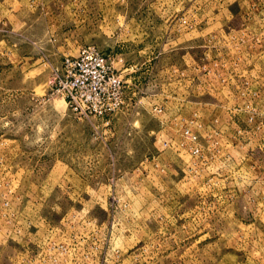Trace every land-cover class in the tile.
<instances>
[{
  "label": "rangeland",
  "instance_id": "rangeland-1",
  "mask_svg": "<svg viewBox=\"0 0 264 264\" xmlns=\"http://www.w3.org/2000/svg\"><path fill=\"white\" fill-rule=\"evenodd\" d=\"M88 44L122 102L84 119ZM0 264H264V0H0Z\"/></svg>",
  "mask_w": 264,
  "mask_h": 264
},
{
  "label": "built area",
  "instance_id": "built-area-1",
  "mask_svg": "<svg viewBox=\"0 0 264 264\" xmlns=\"http://www.w3.org/2000/svg\"><path fill=\"white\" fill-rule=\"evenodd\" d=\"M49 91L78 118L84 119L113 114L122 102L121 79L108 59L89 44L61 59L52 72ZM185 134L191 136L187 130Z\"/></svg>",
  "mask_w": 264,
  "mask_h": 264
}]
</instances>
